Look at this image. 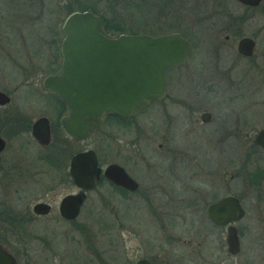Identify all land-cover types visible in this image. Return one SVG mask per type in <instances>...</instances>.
<instances>
[{"label": "rangeland", "instance_id": "rangeland-1", "mask_svg": "<svg viewBox=\"0 0 264 264\" xmlns=\"http://www.w3.org/2000/svg\"><path fill=\"white\" fill-rule=\"evenodd\" d=\"M85 3L94 5L109 23L122 22L126 26L125 33L154 35L178 31L191 45L188 59L168 71L167 93L171 97L164 100H189L193 105L191 112L180 102L169 101L170 117H167L159 112L157 101L134 116L141 132L135 128L115 130L117 145L131 140V151L137 147L141 151L137 157H145L153 164V170L138 166L133 172L156 183L157 189L161 173L168 188L173 177L181 179L197 172L193 171L194 167L200 170L212 165L214 172L221 168L229 175L235 173L240 162L243 165L247 158H257L250 143L254 131L264 127V18L253 17L244 25L245 30H259L254 52L256 65L250 66L249 59L243 60L235 49L236 36L231 31L236 30L234 22L239 9L234 0H0V85L6 77L10 78L7 71L10 62L33 60L45 49L57 47L63 36L60 25L68 6L79 10ZM224 34L229 37L224 39ZM203 109L210 112L211 119L208 122L192 120ZM221 127L227 128L229 134L218 143L215 141L220 137ZM235 127L239 134L234 136ZM138 134L140 139L135 138ZM108 141L103 140L102 133L96 132L84 139L82 146L97 147L101 151L107 148ZM177 158L184 160L171 166L159 163ZM204 173L208 174L209 169ZM37 184L36 178L18 183L19 207L30 205L44 195V187ZM45 184L49 186L48 195L52 194L55 208L44 216L34 217L28 224L26 237L17 230L0 232L5 235L0 236L4 246L16 256V264H66L64 254L68 261L75 256L79 262L84 258L93 260L95 253L91 244L106 259L112 254L134 259L143 253L149 254V248L156 253L160 231L155 214H150L138 199L143 208L127 206L125 216L117 219L107 206L98 202V205L94 203L98 207L95 208L89 202L73 222H66L56 210L64 186L49 178L45 179ZM89 195L87 200H94L95 194L90 192ZM152 195V205L159 206V191L154 190ZM77 224L83 225V229ZM243 252L244 255L249 253L247 244Z\"/></svg>", "mask_w": 264, "mask_h": 264}, {"label": "flooded vegetation", "instance_id": "flooded-vegetation-1", "mask_svg": "<svg viewBox=\"0 0 264 264\" xmlns=\"http://www.w3.org/2000/svg\"><path fill=\"white\" fill-rule=\"evenodd\" d=\"M234 1L239 9L234 22L236 30L231 31L236 36L235 49L238 39L251 38L253 47L249 54H242L237 50L236 52L243 60L249 59V65L254 66L257 58L254 52L259 30L248 31L245 30L244 25L253 17L254 19L258 16L264 18V0H258L253 4L240 0ZM227 25L230 24L227 23ZM179 34L181 35L180 32ZM223 37L227 39L229 35L224 34ZM19 57H21L20 54ZM61 58L58 45L45 49L33 60L25 58L27 61H18L15 59L7 66L10 78L6 77L5 82L0 85V91L7 96V101L0 103V138L2 140L0 147V232L17 230V233L26 237L29 233V222L34 217L44 216L55 208L51 198L52 194L48 195L49 186L45 184V179L49 178L64 186V192L60 194L56 202L57 214L63 221L73 222L84 204L89 202L95 208H98L96 206L98 202L104 207L107 206L106 208L117 219L121 215L125 216L124 211L127 206L141 207L137 202L138 199L148 207L144 205L150 214L153 216L155 214L154 219L160 231L155 254L152 252L153 249L149 248V254L143 253L134 259H129L123 254L117 255L121 258L112 254L106 259L100 256L94 244H91L92 251L95 253L92 256L93 260L84 258L82 262H79L75 256L68 261L67 254H64L66 264H134L143 258L148 264H264V164H260V161H264V148L252 141L255 132L264 127L254 131L250 143V149H254L257 158H247L243 165L240 162L235 173L227 175L226 169L221 168L219 172L217 169L214 172L212 165L200 170L194 167L193 171L198 170L197 172L188 173L181 179L173 177L168 188L162 178L163 174L160 173L159 189H157L156 183L139 177L132 170L137 169L138 166L146 171L153 170V164L145 157H137L138 154L141 155L137 147L131 151V140L124 141L120 146L117 145L115 132L124 129L128 131L132 128L141 132V127L134 116L157 101H159V112L167 117H170V112L167 110L170 103L180 102L186 111L191 112L193 105L188 103L189 100L169 98L170 103L169 101L164 102L167 97H171L167 93L169 69L179 67L186 60L181 64L165 68L163 72L165 90L159 99L150 101L144 108L130 116L122 117L114 113L103 114L96 129L90 131L85 138H78L69 135L60 123L61 117L68 113V105L49 87L43 85L46 76L60 72ZM8 84L9 88L3 87ZM206 112L209 117L202 119L201 114ZM198 119L199 122H208L211 114L203 109L198 113V117L192 120L197 121ZM235 129L234 136L239 134L238 128L235 127ZM45 130L47 139L42 142L38 140L35 133L44 139ZM219 131L220 137L216 138L215 142L222 143L229 131L224 127H221ZM96 132L102 133L103 140L109 139L107 148L105 146V149L101 148V151L97 147L95 149L84 148L83 140ZM247 135L248 132H245V136ZM137 137L140 139L141 135L138 134L135 138ZM159 145L161 146V143ZM84 149L93 150L98 169V177L93 186L85 190L73 182L69 173L71 155ZM183 160L177 158L171 159L169 163L160 161L159 163L171 166ZM249 161H251L250 167L246 168ZM109 164H115L121 168L134 184L126 183L124 180L118 182L113 178L105 177L103 171ZM208 169L209 173H204ZM115 171L120 172L118 169ZM33 178L37 179L39 187H44V195L37 197L30 205L19 207L17 204L18 183L30 182ZM154 190L159 191V206L152 205L151 195ZM81 191H84L85 196L79 205L77 214L71 218L61 215L59 204L62 197ZM90 192L95 194L96 200L95 198L87 200ZM224 198L229 199L224 202ZM36 203L44 204L47 210L36 212L33 208ZM209 206L212 207L208 209ZM76 226L80 229L84 227L80 224ZM228 229L233 230L236 237L237 249L233 253L227 250ZM0 236L5 237L1 233ZM1 237L0 244L14 256V264H16V256L4 246ZM245 244L249 246L247 255L243 252Z\"/></svg>", "mask_w": 264, "mask_h": 264}, {"label": "water", "instance_id": "water-1", "mask_svg": "<svg viewBox=\"0 0 264 264\" xmlns=\"http://www.w3.org/2000/svg\"><path fill=\"white\" fill-rule=\"evenodd\" d=\"M240 1L253 4L258 0ZM60 29L63 33L59 44L60 72L46 76L43 85L68 105V113L61 117L60 123L69 135L78 138H85L96 129L103 114L130 116L150 101L159 99L165 90V68L181 64L190 53L189 41L177 31L156 35L112 33L107 31L98 14L86 9L68 12ZM252 47L253 40L249 37L236 42V50L242 54H249ZM5 101L7 96L0 91V103ZM208 117L207 112L201 114L202 119ZM35 136L45 142L47 132L45 130L44 139L38 133ZM252 141L264 148V128L255 132ZM69 173L83 190L91 188L98 177L93 150L84 149L72 154ZM103 174L118 182L124 180L134 184L115 164L107 165ZM84 196L81 191L62 197L61 215L75 216ZM226 199L229 198H224V202ZM33 208L36 212L47 210L42 203H36ZM228 234L227 250L233 253L237 249L236 237L233 230L228 229ZM14 263V256L0 244V264ZM134 264L148 263L143 258Z\"/></svg>", "mask_w": 264, "mask_h": 264}, {"label": "trees", "instance_id": "trees-1", "mask_svg": "<svg viewBox=\"0 0 264 264\" xmlns=\"http://www.w3.org/2000/svg\"><path fill=\"white\" fill-rule=\"evenodd\" d=\"M82 9L90 10V11L98 14L101 17V19L104 23V26L108 31H111V32H124V31H126L125 30L126 26L122 22L118 21L115 23H109L110 21L107 19V17H105L103 14H99L97 12L96 8L94 7V5L85 3V4L80 5L79 10H82ZM67 11L68 12L71 11L70 6H68Z\"/></svg>", "mask_w": 264, "mask_h": 264}]
</instances>
